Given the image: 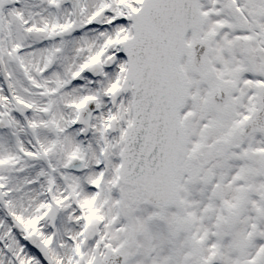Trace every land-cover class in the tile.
Segmentation results:
<instances>
[{"label": "snow or ice", "instance_id": "snow-or-ice-1", "mask_svg": "<svg viewBox=\"0 0 264 264\" xmlns=\"http://www.w3.org/2000/svg\"><path fill=\"white\" fill-rule=\"evenodd\" d=\"M0 264H264V0H0Z\"/></svg>", "mask_w": 264, "mask_h": 264}]
</instances>
